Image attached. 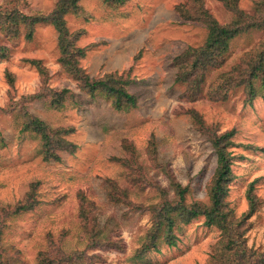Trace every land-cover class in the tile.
<instances>
[{
  "label": "rangeland",
  "instance_id": "374dc122",
  "mask_svg": "<svg viewBox=\"0 0 264 264\" xmlns=\"http://www.w3.org/2000/svg\"><path fill=\"white\" fill-rule=\"evenodd\" d=\"M56 1L0 0V7L38 16ZM121 1L79 0L80 11L64 20L85 50L77 57L83 76L122 77L133 106L81 89L60 63L51 24L35 25L30 39L25 25L15 38L0 31V264H263L264 88L253 95L214 88L261 47L264 29L231 39L224 67L211 69L201 89H186L175 80L192 61L176 58L207 37L203 24L179 17L176 7L188 0ZM258 1L236 3L251 15ZM203 2L220 25L233 21L221 0ZM28 60L41 62L44 84ZM28 116L53 135L50 159L41 136L25 129ZM227 132L233 160L223 202L233 229L172 211L169 243L151 208L178 201L174 183L186 190L187 205L209 208L212 139ZM235 235L240 245L225 249Z\"/></svg>",
  "mask_w": 264,
  "mask_h": 264
},
{
  "label": "trees",
  "instance_id": "16d2710c",
  "mask_svg": "<svg viewBox=\"0 0 264 264\" xmlns=\"http://www.w3.org/2000/svg\"><path fill=\"white\" fill-rule=\"evenodd\" d=\"M113 4H120L121 0H103ZM227 8L233 11V21L227 25H220L204 7L203 0H188L186 3L176 7L178 15L181 19L188 22L201 23L207 30V37L204 44L197 48H189L183 55L177 57L181 62V58L190 59L192 62L186 68H183L175 82H183L186 84V89H201L202 83L212 69H220L224 67L226 55L229 51V42L234 37L249 31L264 29V0H259L251 15L244 13L237 7L236 0H221ZM79 0H57L53 10L47 15L26 16L14 10L2 9L0 7V31L15 38L19 33V25H25L27 32L25 37L30 39L33 35V29L37 24H51L58 33V46L60 50V63L74 79L79 83L81 89H101L108 94H114L119 100L125 98L127 105H135V99L126 93L124 85L126 82L122 77L117 75H106L103 79H90L83 76L80 68L77 65V57H83L85 50L75 46L78 34L70 33L66 27L64 17L67 14L78 13L80 11ZM4 51L0 47V53ZM3 54V53H1ZM29 63L36 66L38 69L43 84L46 82V70L41 66L38 60H28ZM217 87L214 89H247L249 94H255L259 89L264 88V43L255 52L244 54L240 61L231 67V70L221 73L219 76ZM189 91V90H188ZM48 99L53 97L57 100L61 98L59 94L45 96ZM56 100V99H54ZM52 99V102L54 101ZM25 129H30L39 134L43 139V149L46 159L52 156L51 150L54 149V137L44 124L37 118L28 116L25 122ZM233 132H227L215 139H212V146L217 155V167L215 175L210 185L211 205L209 208H204L199 202H194L187 205L185 200L186 190L175 184L178 201L175 203L169 202L164 198V203L161 207L151 208L155 216L158 217L157 228H163V237L169 243H174L172 234L174 219L172 211H179V217L183 220H188L198 215H205L206 224H216L220 227L233 229V223L229 218V214L224 210V202L227 189L226 183L231 178V162L233 156L229 148L233 145L231 137ZM251 187L248 189V200L252 203L250 196ZM164 192V191H163ZM246 219V218H245ZM242 222V221H241ZM215 225V226H216ZM235 228V227H234ZM240 236V235H239ZM235 239H228L225 249L240 245V237L234 236ZM156 234L150 237L146 245H155ZM237 252H244L242 250ZM264 264V262H263Z\"/></svg>",
  "mask_w": 264,
  "mask_h": 264
}]
</instances>
